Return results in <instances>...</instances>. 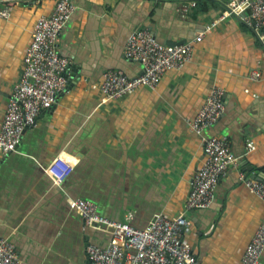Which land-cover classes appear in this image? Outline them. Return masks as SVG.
<instances>
[{
    "label": "crops",
    "instance_id": "crops-1",
    "mask_svg": "<svg viewBox=\"0 0 264 264\" xmlns=\"http://www.w3.org/2000/svg\"><path fill=\"white\" fill-rule=\"evenodd\" d=\"M227 1L73 0L57 43L72 61L69 91L25 129L17 151L0 154V238L15 244L22 264H91L87 246H108L110 229L86 226L73 209L77 197L111 219L131 213L141 228L157 213H181L204 161L203 138L187 119L215 87L223 90L225 110L206 135L227 136L239 166L220 179L209 207L188 213L184 237L206 264H240L264 219V202L238 178L239 170L264 176V47L256 33L227 15L155 89L103 102L94 87L109 69L143 72L125 55L133 31L148 28L166 44L189 41L227 11ZM56 3L0 0V11L10 7L0 15V128L34 23ZM185 4L192 10L183 17ZM254 71L261 76L252 78Z\"/></svg>",
    "mask_w": 264,
    "mask_h": 264
},
{
    "label": "built area",
    "instance_id": "built-area-1",
    "mask_svg": "<svg viewBox=\"0 0 264 264\" xmlns=\"http://www.w3.org/2000/svg\"><path fill=\"white\" fill-rule=\"evenodd\" d=\"M75 9L73 0H57L52 13L36 19L24 56V70L5 108L0 154L17 151L25 129L35 125L38 115L50 110L61 93L69 91L72 61L60 53L57 43ZM191 10L185 4L178 11L185 17ZM9 13L10 7L0 11L2 17ZM227 15L242 19L264 47V0H228L227 11L186 42L166 44L148 28H139L131 33L125 55L139 61L143 72L131 77L122 69L107 70L99 85H94L99 87L102 101L123 98L140 87L155 89L168 70L181 69L191 60L196 43ZM260 76V71H254L251 77ZM224 110L223 90L215 87L198 112L187 119L191 129L203 138L204 161L191 178L190 192L181 213L172 217L157 213L141 228L131 223V213L125 220H115L99 213L92 200L82 197L72 200L73 209L82 216L86 226H105L112 233L107 247L94 243L87 246L91 264H206L198 259L184 234L192 225L188 213L209 207L220 179L230 167L239 166L227 136L206 135V129L221 118ZM248 146L255 148L253 141ZM238 178L264 202L263 180L252 178L243 170L238 171ZM0 264H22L15 244L5 237L0 238ZM240 264H264V219L247 244Z\"/></svg>",
    "mask_w": 264,
    "mask_h": 264
},
{
    "label": "water",
    "instance_id": "water-1",
    "mask_svg": "<svg viewBox=\"0 0 264 264\" xmlns=\"http://www.w3.org/2000/svg\"><path fill=\"white\" fill-rule=\"evenodd\" d=\"M243 15H246V12H244L243 13ZM183 42H186V41H183ZM180 43V42H179ZM174 44H176V43H174ZM74 73H72V75H73ZM250 168V170H252L253 169V167L252 166H250L249 167ZM253 178H256V179H259V180H264V176H262V175H254V177Z\"/></svg>",
    "mask_w": 264,
    "mask_h": 264
}]
</instances>
